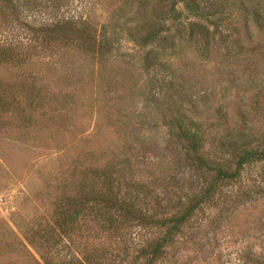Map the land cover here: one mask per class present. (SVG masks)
<instances>
[{"label":"rangeland","instance_id":"1","mask_svg":"<svg viewBox=\"0 0 264 264\" xmlns=\"http://www.w3.org/2000/svg\"><path fill=\"white\" fill-rule=\"evenodd\" d=\"M10 1L0 6V264H147L166 230L154 222L181 214L213 176L185 159L167 124L176 110L201 128L209 159L224 129V143L245 134L264 148V0L206 18L178 3L164 47L125 30L138 1L156 0ZM151 7L144 18L156 21ZM67 17L103 31L105 59L63 45L55 23ZM192 22L210 31L204 54ZM171 238L154 264H264V159L221 182Z\"/></svg>","mask_w":264,"mask_h":264},{"label":"trees","instance_id":"2","mask_svg":"<svg viewBox=\"0 0 264 264\" xmlns=\"http://www.w3.org/2000/svg\"><path fill=\"white\" fill-rule=\"evenodd\" d=\"M237 1L238 0H156V3L138 1V10L136 14L139 15V18L135 19V22L128 28H125V30H127L128 38L140 47L150 44H158V46L164 47L163 45H170V43L169 39L162 34L164 32L162 21L166 19L177 20L179 18L180 12L176 10L178 3H182L186 12L192 16L206 18L209 15L215 16L217 14L216 12L219 10L222 14L227 7L234 6ZM244 1L246 2L248 0H241V2ZM0 3V6L4 5L5 8H10L12 2L10 0H0ZM149 5H152L151 11L157 10L153 15L158 21H147L144 18L146 14L145 11L148 10ZM153 7H155V9ZM59 23L61 24V32H63L62 34L64 35L61 37V40L65 39V42H62L63 45H70L73 41H76L75 48L81 51L82 54L95 60L99 59L102 61L105 59L103 54H107L108 52L106 46L104 47L105 39L101 37L105 35L102 33L103 31H100L97 39V35L94 36V30H90L91 26L85 27V24L82 23L84 27H81L79 22L74 20L73 17H67L65 20H62V22L61 19H56L55 26L58 27ZM73 28H76L74 32L76 35H74V37H68V32ZM49 29L50 28L45 30ZM105 29L106 27L103 26L102 30ZM83 34L85 35L84 37ZM209 35L210 31L205 25L198 22L189 24L188 39L192 44H195L196 51L201 54L206 53L209 49ZM75 37L77 39H74ZM1 98L2 97H0V110L2 108L6 110V102ZM176 111L175 116H172V120L168 121L167 124L175 128V135L182 141L185 159L195 171L202 170L210 174L213 173V176L208 182L207 188L203 190V194L201 196H198V193L194 195V199H191L189 203L182 208L181 214L173 217H166L154 222V224L158 226L166 227V230L162 239L153 242L148 247V252L144 253L147 264L155 263L162 253L163 247L172 239L171 237L175 231L178 230L179 226L199 208L200 204L209 200L210 196L212 197V195L215 194L221 182L234 180L245 164L264 159V148H260L259 145L253 143L254 140L252 139V135L248 137L245 134H241L237 136V140L233 139L231 142L227 140V142L224 143L223 140L230 135V132H227L226 129H224V134L222 130L218 138L219 140L214 139V142L219 145L217 148H220L221 151L216 148V152L214 151L212 153L214 154L212 159L207 158L208 156L205 157L201 152L203 143H206V138L201 128H199L198 124L193 121L191 117L187 118L185 115L179 113L178 110ZM224 154H226L225 158L222 157ZM231 164H233L234 167L230 168ZM104 178V181L108 180V177ZM121 210L125 213L132 212L129 211L127 207H121ZM140 218L143 217L140 216ZM55 222L58 228H61L62 225L57 221ZM44 262L47 264L46 260Z\"/></svg>","mask_w":264,"mask_h":264}]
</instances>
